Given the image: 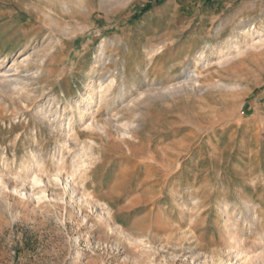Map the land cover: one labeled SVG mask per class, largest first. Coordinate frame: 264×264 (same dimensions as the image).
Returning a JSON list of instances; mask_svg holds the SVG:
<instances>
[{
    "label": "rangeland",
    "instance_id": "374dc122",
    "mask_svg": "<svg viewBox=\"0 0 264 264\" xmlns=\"http://www.w3.org/2000/svg\"><path fill=\"white\" fill-rule=\"evenodd\" d=\"M148 3L0 0V264H264V0Z\"/></svg>",
    "mask_w": 264,
    "mask_h": 264
},
{
    "label": "trees",
    "instance_id": "16d2710c",
    "mask_svg": "<svg viewBox=\"0 0 264 264\" xmlns=\"http://www.w3.org/2000/svg\"><path fill=\"white\" fill-rule=\"evenodd\" d=\"M163 2V0H149V3L140 10V15H144L148 12H150L154 5H160ZM210 0H204V4H209Z\"/></svg>",
    "mask_w": 264,
    "mask_h": 264
},
{
    "label": "bare ground",
    "instance_id": "6f19581e",
    "mask_svg": "<svg viewBox=\"0 0 264 264\" xmlns=\"http://www.w3.org/2000/svg\"><path fill=\"white\" fill-rule=\"evenodd\" d=\"M202 57H204V56H202ZM105 59H106V52H105V49H102V52L100 53V56H99V60H100V62H102V61H105ZM194 74V73H193ZM0 76H1V74H0ZM5 84H6V82H5ZM8 84V83H7ZM16 85V83H14V82H10L9 84H8V86H15ZM0 86H2L1 85V82H0ZM58 120V119H57ZM54 121H56V119L54 120Z\"/></svg>",
    "mask_w": 264,
    "mask_h": 264
}]
</instances>
